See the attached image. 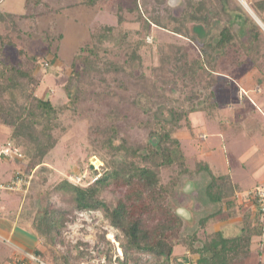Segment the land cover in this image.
Returning a JSON list of instances; mask_svg holds the SVG:
<instances>
[{"label":"rangeland","instance_id":"1","mask_svg":"<svg viewBox=\"0 0 264 264\" xmlns=\"http://www.w3.org/2000/svg\"><path fill=\"white\" fill-rule=\"evenodd\" d=\"M188 1L192 0H40L37 4L0 0V12L5 17L0 19V34L8 35L13 42L1 47V54L7 61L31 69L39 81L34 94L59 109L53 118L55 144L43 163L34 168L26 164L25 144L10 139L13 126L0 119V148L9 141L21 153L20 158L8 157L14 166L9 180L0 184L6 185L18 171L21 173L26 184L19 194L25 199L28 213L36 211L38 199L53 201L60 207L72 205L71 195L54 191V184L61 179L73 183L77 175L88 178L90 167L113 155L107 140L117 145L123 137L128 144L142 148L148 139L154 140L149 135L151 130L169 131L171 110L186 105L192 88V81L177 67L199 57L190 38H197L191 28L198 21L189 19L193 9ZM262 1L207 2L212 3L209 9L214 16L202 22L207 33L217 35L223 25L231 23L234 36L222 55L207 66L214 70L197 77L200 82L212 81L213 106L191 113L193 127L182 116L179 126L169 131L179 140L181 162L158 168L162 183L179 177L169 202L188 230L205 213L218 208L203 203L202 181L195 171L198 161L207 162L214 172L229 173L241 189L238 198L242 200H246L249 188L264 181V117L257 111L264 105V96L259 98L264 87V27L245 9L250 8L264 24ZM98 25L111 27L101 42ZM93 45L98 51L97 65L94 63L79 80L71 78L73 56L80 47ZM33 55L39 57V64L29 59ZM81 67L76 64V69ZM248 90L256 93L251 96L254 102L247 99ZM192 136L200 141L201 152ZM5 158H0V164L9 165ZM103 196L114 200L108 191ZM210 220L215 228L219 227L217 217ZM227 225L230 228L219 227L226 235L239 232L238 222ZM115 234L100 212H92L78 214L63 229L55 250L46 249L43 240L36 237L41 245L39 252L50 264L99 262L93 254L98 244L109 248L106 264H118L121 240ZM2 247L0 262L7 255L6 247ZM51 251L55 252L53 257ZM79 251L84 255L78 257ZM175 251L173 262L178 264L182 246ZM148 258L141 256L138 264Z\"/></svg>","mask_w":264,"mask_h":264},{"label":"trees","instance_id":"2","mask_svg":"<svg viewBox=\"0 0 264 264\" xmlns=\"http://www.w3.org/2000/svg\"><path fill=\"white\" fill-rule=\"evenodd\" d=\"M25 1L35 4L40 2ZM208 1L210 0L188 1L193 9L189 19L198 21L191 28L198 39L193 36L190 38L199 51V57L190 62L184 61L182 67H177L183 76L192 81V88L186 96V105L180 108L177 105L171 110L173 122L169 125V131L179 126L182 116L193 127L191 113L213 106V102H210L215 95L212 81L200 82L197 77L200 73L214 70L207 66L222 55L232 42L234 32L230 23V26L223 25L217 35L207 33L202 22L214 17L209 9L212 3L208 4ZM0 19L5 20L1 12ZM98 26L101 28L98 40L101 42L108 37L111 27ZM12 44L8 35L0 34V119L13 126L9 137L14 142L25 144L26 164L34 168L43 163L44 157L55 144L52 136V130L55 129L53 118L59 109L34 94L39 81L31 69L25 70L21 65L3 57L1 47ZM18 51L21 53L20 49ZM97 52L95 45L80 47L73 56L71 78L79 80L88 68L94 63L97 65ZM29 59L33 64H39L38 56H29ZM78 63L82 66L80 69H76ZM128 75L132 76L130 73ZM169 131L151 130L149 135L154 140L148 139L142 148L128 144L123 137L117 145H112L113 141L107 140L113 155L98 166H89L90 175L82 183L73 184L61 179L54 184V191L71 195L72 205L60 207L53 201L43 202L38 199L34 213L29 210V214L24 203L20 211L21 218L28 219L31 231L43 240L46 249L55 250L63 229L78 214L100 212L105 223L116 230V239L121 240L122 253L118 251L119 255L116 257L118 264H138L143 255H149L143 264H175L173 260L178 246H182V260L178 264H245L252 252L253 241L264 234L259 214L253 208L250 210L254 213L249 210L250 200H239L235 196L238 189L229 173L214 172L207 162L198 161L195 171L202 181L203 203L217 205L218 208L201 216L195 227L186 229L183 217L169 202L171 190L179 177L162 183L158 172L160 167L181 162L183 156L179 140L170 136ZM192 139L196 149L201 152L200 141L194 136ZM92 177L96 179L91 182ZM107 191L110 196L113 194V202L103 196ZM237 216L240 217V229L231 236L215 228L210 220L217 217L223 221ZM93 249L94 258L100 259V264H106V260L110 258L109 248L104 249L98 244ZM256 249L259 250V246ZM34 252L41 254L38 248ZM84 253L79 251L78 257ZM54 255L55 252H52V257Z\"/></svg>","mask_w":264,"mask_h":264},{"label":"crops","instance_id":"3","mask_svg":"<svg viewBox=\"0 0 264 264\" xmlns=\"http://www.w3.org/2000/svg\"><path fill=\"white\" fill-rule=\"evenodd\" d=\"M248 91L247 94L248 93L249 94L247 95L248 97L247 99L249 101L254 102L251 96L255 95L256 93L252 91L249 92ZM261 96H264V87H263V93L259 94V98L262 99ZM261 105L258 107L257 111L258 113L260 112L261 115L264 117V108H263L264 105L263 107H261ZM3 158L1 157V159ZM9 159L10 158L7 157L4 160V161H9L10 163L9 165H7L5 162H2L0 164V182H5L9 180L11 176L10 175L11 168L14 165H12L11 159L10 160ZM257 183L258 182H256L254 185L256 186ZM234 185L238 189L235 192V196L238 197L239 194L241 193L240 192L241 189L237 184ZM24 201H25L24 197L22 196V194H19V192L0 189V242H1L0 249L3 250L2 247L3 245L6 247V252H7V255L3 257V260L2 262H0V264H10V261L14 257H21L26 252L33 251L35 248H41L40 243L37 241L36 235L32 233L31 228L29 227L30 225L28 219H25L24 217H22L23 219L21 218L20 211H21V207L24 205ZM248 206L252 208V204L251 205L248 204ZM237 222L240 227L239 216L223 221L220 220L218 222V226L221 227L222 225H226L225 227L228 229L230 227L227 224L231 225V224H236ZM219 227H217V229H221ZM257 246H259V250L256 249ZM245 264H264V234L261 235L259 238H255V240L253 241L252 252L245 261Z\"/></svg>","mask_w":264,"mask_h":264},{"label":"built area","instance_id":"4","mask_svg":"<svg viewBox=\"0 0 264 264\" xmlns=\"http://www.w3.org/2000/svg\"><path fill=\"white\" fill-rule=\"evenodd\" d=\"M14 156L17 158L21 157V153L16 148H12L11 144L8 142L4 147L0 148V158L1 157H10ZM86 175H77L75 179H73V184H80L83 182ZM96 177L91 178V182L94 181ZM71 180V179H69ZM26 184V181L23 179L21 173L18 171L13 177L8 181L6 185L0 184V188L3 190L10 191H22L23 186ZM245 198L251 201L252 208L255 212L259 214V220L262 224V228L264 229V181L261 184L256 185L254 188L246 191ZM10 264H50L47 262L39 253L34 251L26 252L21 257H14ZM84 264H99V262L95 263H84Z\"/></svg>","mask_w":264,"mask_h":264},{"label":"bare ground","instance_id":"5","mask_svg":"<svg viewBox=\"0 0 264 264\" xmlns=\"http://www.w3.org/2000/svg\"><path fill=\"white\" fill-rule=\"evenodd\" d=\"M240 3H241V2H240ZM242 3H243L244 5H246V3H245L244 1H242ZM242 3H241V4H242ZM243 4H242V5H243ZM244 7H246V6H244ZM245 9H246V10L248 9V10H247L248 12H249V11H250V12L252 11V10H251L250 8H248V7L245 8ZM250 12H249V14H250V15H251V16H252V17H253V18L259 23V21H258L259 19L257 20L258 17H257L255 14H253L252 12H251V13H250ZM259 25H260L262 28L264 27V26H262L260 23H259ZM263 29H264V28H263Z\"/></svg>","mask_w":264,"mask_h":264},{"label":"water","instance_id":"6","mask_svg":"<svg viewBox=\"0 0 264 264\" xmlns=\"http://www.w3.org/2000/svg\"><path fill=\"white\" fill-rule=\"evenodd\" d=\"M118 251H120V250L118 249Z\"/></svg>","mask_w":264,"mask_h":264}]
</instances>
